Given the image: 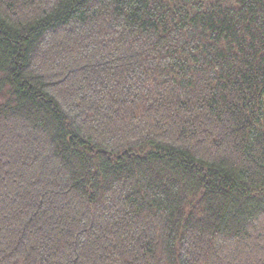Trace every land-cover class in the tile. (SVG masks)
Returning a JSON list of instances; mask_svg holds the SVG:
<instances>
[{
	"label": "trees",
	"instance_id": "16d2710c",
	"mask_svg": "<svg viewBox=\"0 0 264 264\" xmlns=\"http://www.w3.org/2000/svg\"><path fill=\"white\" fill-rule=\"evenodd\" d=\"M0 264H264V0H0Z\"/></svg>",
	"mask_w": 264,
	"mask_h": 264
}]
</instances>
